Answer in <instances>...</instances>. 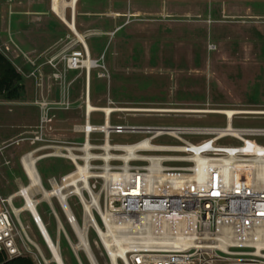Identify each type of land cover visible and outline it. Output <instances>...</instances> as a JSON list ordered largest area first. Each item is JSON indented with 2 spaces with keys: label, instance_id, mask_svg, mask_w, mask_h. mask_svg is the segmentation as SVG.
<instances>
[{
  "label": "rangeland",
  "instance_id": "obj_1",
  "mask_svg": "<svg viewBox=\"0 0 264 264\" xmlns=\"http://www.w3.org/2000/svg\"><path fill=\"white\" fill-rule=\"evenodd\" d=\"M87 6V13L77 12L76 25L96 61L88 77L85 68L65 70L61 59L70 52L68 43L62 48L44 45L39 55L30 52L20 40L29 39L28 31H42L48 20L28 17L25 0H0V51L22 75L18 98L0 95L3 197L19 191L16 183L28 184L21 158L43 144L32 143L33 138L83 142V134L72 128L84 122L89 98L95 107L122 109L113 112V123L225 126V114L215 111L234 109L252 112L237 114L234 126L264 127V0H92ZM66 18L71 20L69 11ZM72 38L74 49L81 48L75 33ZM103 115L94 112L91 122L102 124ZM42 116L51 121L42 124ZM143 137L113 134L112 142L133 143ZM155 142L176 143L168 137ZM37 167L47 189L49 178L61 181L74 171L69 160L60 158L43 159ZM36 197L43 198L42 191ZM52 201L77 245L73 225L57 200ZM21 203L20 199L14 201L17 208ZM69 203L81 221L77 199L71 197ZM39 211L50 237L56 240L58 223L45 200ZM21 218L25 225L31 224L27 227L30 237L50 258L29 214L25 212ZM90 243L99 263L107 264L93 233ZM60 245L64 263L79 264L63 230ZM78 253L84 264H91L82 248Z\"/></svg>",
  "mask_w": 264,
  "mask_h": 264
},
{
  "label": "built area",
  "instance_id": "obj_2",
  "mask_svg": "<svg viewBox=\"0 0 264 264\" xmlns=\"http://www.w3.org/2000/svg\"><path fill=\"white\" fill-rule=\"evenodd\" d=\"M67 50L61 59L65 70L85 68L88 77V63L95 66L96 61L87 47L74 49L73 43ZM94 112L86 106L84 122L73 125V131L83 134V142L33 138L32 143L43 144L21 158L29 189L24 193L19 188L8 197L0 193V253L8 258L29 256L34 264L55 263L39 211L49 190L52 196L45 202L58 223V237L52 240L61 253L63 230L79 264H84L78 253L81 238L91 249L90 233L107 264H264V127H236L237 114L225 115V126L113 123L115 111H101L103 123L93 124ZM48 121L41 117L42 124ZM113 134L144 137L115 143ZM163 137L176 143L155 142ZM24 157L36 159L40 185L30 187ZM47 158L69 160L74 165V182L64 183L69 174L61 181L51 177L47 189L37 167ZM38 190L43 198L36 197ZM17 194L24 201L22 208L14 204ZM71 197L81 206V221L69 203ZM52 198L73 225L77 245L69 238ZM22 209L30 213L50 258L30 237L21 219Z\"/></svg>",
  "mask_w": 264,
  "mask_h": 264
},
{
  "label": "crops",
  "instance_id": "obj_3",
  "mask_svg": "<svg viewBox=\"0 0 264 264\" xmlns=\"http://www.w3.org/2000/svg\"><path fill=\"white\" fill-rule=\"evenodd\" d=\"M25 1L29 3V8H28V11L26 12V15L28 17L46 19V20H48V23H49V25L45 26L42 31H37V32L36 31L35 32L28 31V32H26L27 34H29V35H27V36H29L28 40L27 39L26 40H20L22 45L27 46L26 48L30 52H32V53L36 52V55H39L40 51L43 50L44 45L46 48H52V47L62 48V45L64 43L65 44H67V43L73 44L74 43V38H72V33L74 34V31H72L70 29L68 24H66L62 21L61 15H64L66 17V15L69 11L71 20H68V21H71L73 24L75 22V25H76L77 12H82L83 14L87 13L89 11L87 8L88 7L87 5L89 3H91L92 0H85L84 2H82L83 0H78L75 7L71 6L70 2H67V0H59L60 2L59 1L55 2V0H25ZM55 7H58L57 8L58 11H57V9H55ZM55 11L57 13H59L60 17L55 13ZM72 13H74V14H72ZM53 15L60 20V22L63 24V26L62 25L58 26ZM72 15L74 17V22L72 21ZM76 28H77V25H76ZM66 38H69L70 41H66ZM39 45H41L42 47H38ZM56 55H54V56H56ZM34 56H35V54H34ZM73 71L74 70H72L71 72H73ZM71 76H72L71 88L73 90L74 75L71 74ZM22 170H23V167H22ZM18 179L22 180L20 177H18ZM16 185H17V187H20L19 183H16ZM15 193H17V191L12 192L8 196L13 195ZM8 196H5V197H8ZM15 199H20L22 201L21 205L18 206V208H22L24 205V201H23L22 197L20 196V194L15 195L14 201H15ZM25 212L29 214V218L31 219L32 223L35 225L30 213L26 209H22L20 215L22 216V214ZM30 225L31 224L28 223L25 226L30 227ZM36 228H37V226H36ZM57 237H58V233H57ZM60 237H61V233H60L59 238ZM57 250L59 252L58 247H57ZM60 256H61V253H60ZM61 258H62V256H61ZM62 261H63V259H62ZM63 264H65L64 261H63Z\"/></svg>",
  "mask_w": 264,
  "mask_h": 264
},
{
  "label": "bare ground",
  "instance_id": "obj_4",
  "mask_svg": "<svg viewBox=\"0 0 264 264\" xmlns=\"http://www.w3.org/2000/svg\"><path fill=\"white\" fill-rule=\"evenodd\" d=\"M59 0H55V2H58ZM78 0H71L70 1V5L71 6H76V3H77ZM60 2V1H59ZM64 2V1H63ZM58 7H55V9H57ZM58 11V9H57ZM61 19L64 23L68 24L70 29L72 31H74V33L77 35L79 41L81 42L82 45H84L85 47H87L89 53H90V50H89V47H88V44L85 40V37L80 33L78 32L77 28H76V25H75V22L74 24L71 22V21H68L67 18L64 16V15H61ZM91 54V53H90ZM94 65H92V62L89 61L88 63V66L87 68L89 69V73H91V69ZM89 80H90V77H89ZM87 107L88 109L91 111V110H95V111H107V112H113V111H121L122 109H114L112 107H107V108H99V107H95L91 101H90V98L88 99V103H87ZM216 113L219 112V113H223L225 115H228L230 117H233L235 114H242V113H252V112H243V111H237V110H234V109H227V110H224V111H215ZM254 113H257V112H254ZM133 147V146H132ZM29 157V156H27ZM36 159L35 158H26L24 157L23 159V164L26 168V171L31 179V184H30V187H34V186H37V185H40V182H41V179H40V176L38 175V171L36 169ZM81 173L84 172L83 168L80 167L79 168ZM69 175L65 178V184L66 186L70 185V182H74V174H72L71 172L68 173ZM21 189L23 190V192H27V190L29 189V187L27 185H21ZM52 196V193L47 190L45 192V195H44V200L48 199L49 197ZM65 194L64 192H62L61 194V197H64ZM29 200V198H28ZM30 201V200H29ZM66 213L67 215L72 218V215H74L71 210L69 209V207L67 206L66 208ZM74 224V223H73ZM74 226H76V224H74ZM41 227L44 231V235H45V238L47 240V243L50 245V248H51V251H52V259L55 260V262L57 264H63V261H62V258L60 256V253L58 252L57 250V245L53 242V240L51 239L47 229L45 228V226L43 224H41ZM80 236L82 237V234L80 233ZM82 248L84 250V252L86 253V255L90 258L91 262L94 264H96L95 262V259L93 257V253L91 251V249L89 248V246L87 245V242L86 240L82 237L81 238V242H80V245H79V249ZM51 259V260H52Z\"/></svg>",
  "mask_w": 264,
  "mask_h": 264
},
{
  "label": "trees",
  "instance_id": "obj_5",
  "mask_svg": "<svg viewBox=\"0 0 264 264\" xmlns=\"http://www.w3.org/2000/svg\"><path fill=\"white\" fill-rule=\"evenodd\" d=\"M21 80V73L0 51V95L10 100L18 98L22 90ZM0 264H34V262L29 256L8 258L0 253Z\"/></svg>",
  "mask_w": 264,
  "mask_h": 264
}]
</instances>
